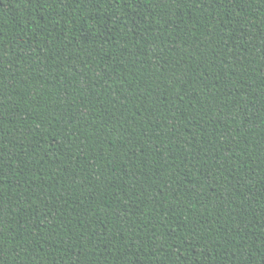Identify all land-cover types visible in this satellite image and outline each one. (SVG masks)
<instances>
[{"label":"trees","instance_id":"trees-1","mask_svg":"<svg viewBox=\"0 0 264 264\" xmlns=\"http://www.w3.org/2000/svg\"><path fill=\"white\" fill-rule=\"evenodd\" d=\"M0 264H264V0H0Z\"/></svg>","mask_w":264,"mask_h":264}]
</instances>
